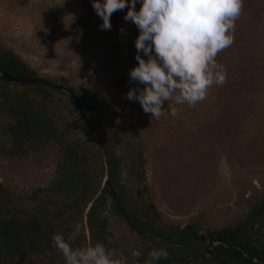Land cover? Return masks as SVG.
<instances>
[{
  "label": "rangeland",
  "instance_id": "rangeland-1",
  "mask_svg": "<svg viewBox=\"0 0 264 264\" xmlns=\"http://www.w3.org/2000/svg\"><path fill=\"white\" fill-rule=\"evenodd\" d=\"M126 11L113 13L111 30H102L91 0H0V43L39 76L63 78L90 95L112 146L122 154L127 145L130 154L142 153L145 199L164 222L194 221L202 229L240 222L264 202V0H244L234 43L217 55L226 82L195 106L175 105L176 117L165 113L159 119L125 98L136 86L129 69L137 63L138 35L123 18ZM58 159L55 146L0 155V182L27 197L49 183ZM110 226L122 247L137 245L119 219Z\"/></svg>",
  "mask_w": 264,
  "mask_h": 264
},
{
  "label": "trees",
  "instance_id": "trees-1",
  "mask_svg": "<svg viewBox=\"0 0 264 264\" xmlns=\"http://www.w3.org/2000/svg\"><path fill=\"white\" fill-rule=\"evenodd\" d=\"M12 77L41 76L0 43V134L6 144L0 155L16 157L55 146L59 159L49 183L27 197L0 182V264H35L46 257L39 263L64 264L52 236L68 235L78 223V245L101 242L117 249L126 264H145L151 248L159 247L170 254L160 264H264V202L240 222L218 229H202L194 221L166 223L145 199L142 153L132 149L130 154L127 145L122 154L112 146L87 92L63 78L41 77L49 86ZM112 218L138 238L136 246L124 248L116 241ZM132 249L143 255L131 257Z\"/></svg>",
  "mask_w": 264,
  "mask_h": 264
},
{
  "label": "clouds",
  "instance_id": "clouds-1",
  "mask_svg": "<svg viewBox=\"0 0 264 264\" xmlns=\"http://www.w3.org/2000/svg\"><path fill=\"white\" fill-rule=\"evenodd\" d=\"M243 3L244 0H91L102 20V30H111L112 14L124 9V20L138 29L134 40L137 63L129 69V78L136 86L129 88L125 98L138 101L143 111L156 119L165 113L176 117L175 105L195 106L207 98L209 89L226 82V70L216 58L234 43L235 22L242 14ZM107 204L110 206V199ZM81 232L78 223L70 234L57 232L52 236V245L61 253L64 264H126L117 249L101 242L78 245ZM142 255L140 249L130 252L133 258ZM169 255L166 247L151 248L145 264H160Z\"/></svg>",
  "mask_w": 264,
  "mask_h": 264
},
{
  "label": "water",
  "instance_id": "water-1",
  "mask_svg": "<svg viewBox=\"0 0 264 264\" xmlns=\"http://www.w3.org/2000/svg\"><path fill=\"white\" fill-rule=\"evenodd\" d=\"M11 80L12 81H16V82H29V83L35 82V83H42V84L49 85V86H52L53 85L51 82H49L46 79L41 78V77H36V78H18V77H12ZM85 123H87L86 120H85ZM105 178H107V177H105Z\"/></svg>",
  "mask_w": 264,
  "mask_h": 264
}]
</instances>
